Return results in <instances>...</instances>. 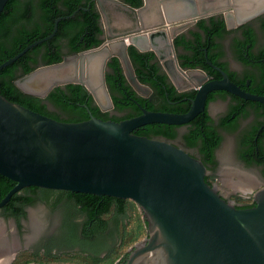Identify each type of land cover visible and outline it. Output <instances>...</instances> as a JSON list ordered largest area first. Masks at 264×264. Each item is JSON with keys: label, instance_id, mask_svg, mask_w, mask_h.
Segmentation results:
<instances>
[{"label": "water", "instance_id": "water-1", "mask_svg": "<svg viewBox=\"0 0 264 264\" xmlns=\"http://www.w3.org/2000/svg\"><path fill=\"white\" fill-rule=\"evenodd\" d=\"M7 1L0 0V13ZM58 20L48 35L0 63V70L52 38ZM128 43L144 49L137 36H128L118 46L90 49L38 66L15 84L25 93L45 97L56 86L79 83L101 110H107L113 107L104 83L109 56L120 59L123 73L138 94L149 91L135 75L126 53ZM96 54L100 56L94 85L89 62ZM188 74L196 92L185 112L141 107V113L120 121L102 120L89 110L86 120L60 121L0 94V174L14 182L0 199V207L28 186L129 199L141 208L147 234L120 264H264V187L255 193V205L236 207L205 181L206 168L200 159L165 138L133 133L149 123L189 122L205 109L207 94L216 89L263 100L243 94L224 71L221 79L214 80L199 70Z\"/></svg>", "mask_w": 264, "mask_h": 264}, {"label": "flooded vegetation", "instance_id": "flooded-vegetation-1", "mask_svg": "<svg viewBox=\"0 0 264 264\" xmlns=\"http://www.w3.org/2000/svg\"><path fill=\"white\" fill-rule=\"evenodd\" d=\"M20 1L22 4L27 3L26 13L31 23L41 20L46 22L44 19L52 18L54 22L57 18L66 20L60 27L57 23L54 34L59 35L62 58L90 49L109 47L111 44L118 46L117 42L125 37L137 36L144 49L139 50L128 43L126 53L128 55L129 45L140 52L151 53L144 58V62L147 66H157L158 74L164 76V79L156 80L160 95L165 93L168 96L166 84L172 86L176 93L196 92L192 80L188 79V73L190 70H199L208 80L221 79L224 71L243 94L262 98L251 99L224 89L210 91L205 109L185 124H171L177 134L175 138L167 139L203 162L206 168L205 181L215 187L223 199L236 207L255 205L254 195L264 187V0H191L192 3L153 0L152 6L149 5L150 0ZM72 7L76 10L72 16L65 17L69 13L52 17L57 9ZM76 13L78 16L74 17ZM43 22L42 26L45 25ZM94 36L101 42L84 48ZM74 48L81 49L72 52ZM112 57L117 56H109L104 67V83L109 95L105 74L111 71L108 62ZM117 59L122 67L120 59ZM168 71L181 87L180 90ZM124 77L129 84L125 74ZM143 85L149 91L141 96L152 100V88ZM170 102L175 105L181 100ZM107 111H110L109 118L114 113L122 115L116 113L113 107ZM228 140H231L232 147L228 156H224L221 148ZM69 197L64 192L62 204L70 206ZM32 205H25V214L17 220L13 215V199L10 198L0 207V214L12 224L14 221L21 230ZM65 208L61 206L54 209L59 215L57 227L40 245L50 238L56 242L64 240L59 227L66 213ZM81 220L82 217L75 218V222ZM110 229L104 233H109ZM141 239L128 247L127 254H122L117 264L126 261L129 251ZM115 241V235H111L105 244L112 247ZM16 249H13V255L6 264H13ZM78 249V246L64 247L63 251L70 253ZM40 252L43 253L42 248Z\"/></svg>", "mask_w": 264, "mask_h": 264}, {"label": "trees", "instance_id": "trees-1", "mask_svg": "<svg viewBox=\"0 0 264 264\" xmlns=\"http://www.w3.org/2000/svg\"><path fill=\"white\" fill-rule=\"evenodd\" d=\"M20 0H8L0 13V63L12 57L30 42L42 38L50 33L54 19H43L46 22H30L26 13L27 3ZM76 7V6H75ZM75 7L67 10L57 9L52 15H66L72 13ZM81 12V11H78ZM78 13L74 15L77 17ZM66 20H59L58 26L65 24ZM42 22L45 23L42 26ZM77 39V37H76ZM59 35L43 41L23 53L14 62L0 70V94L12 102H17L34 111L52 117L60 121L78 122L89 118L88 110L92 115L102 120L120 121L141 113V107L148 110H158L181 113L188 109L195 90L184 93H176L168 84V96L159 94L156 80L164 79L158 74L157 66H147L144 62L149 53L138 51L134 46H128V55L131 60L135 75L138 80L152 88V100L138 94L129 85L122 72L117 57H112L108 62L110 72H106L107 88L113 103V110L122 113L121 116L113 114L109 118L110 111L101 110L94 102L91 94L79 83H67L52 88L45 97L23 92L15 80L41 65L56 63L62 60L63 52L59 48ZM101 39L92 37V42L86 47L97 45ZM81 48H74L72 52ZM206 70L207 68H203ZM183 98L184 101H183ZM181 100V103L172 104L170 101ZM158 102V103H157ZM199 127V126H198ZM197 127V129H198ZM137 135L173 139L176 136L174 125L164 123H149L133 130ZM184 138L190 144L187 136ZM14 182L0 174V199L11 189ZM64 192L69 195L70 206L62 204ZM13 199V215L19 220L25 214L23 207L34 204L37 200L46 202L52 209L64 206L66 213L59 227L63 239L56 242L50 238L42 243L39 248L43 249L46 260H55L59 256L56 253L60 247L78 246L77 251H71L72 258L82 261L83 264H117L114 262L117 249L133 242L146 234L147 223L144 218L140 219L137 211V219L133 224L132 210L134 204L129 199L108 195H94L89 193L71 192L68 190L56 191L38 186H28L17 191L11 197ZM15 207V209H14ZM70 208V209H69ZM76 217H82L80 222H75ZM109 233H104L108 228ZM116 237L114 245L108 247L105 242L111 235ZM145 236V235H144ZM127 250L123 255H126ZM68 253V252H66ZM28 262V261H27ZM31 264H55L36 260ZM69 264V263H67Z\"/></svg>", "mask_w": 264, "mask_h": 264}, {"label": "rangeland", "instance_id": "rangeland-1", "mask_svg": "<svg viewBox=\"0 0 264 264\" xmlns=\"http://www.w3.org/2000/svg\"><path fill=\"white\" fill-rule=\"evenodd\" d=\"M229 142H225L223 147L221 148V152L224 156H228L231 149V140ZM133 202V201H132ZM134 208L132 210V222L133 224L136 222V215L138 213L140 219L144 218V214L139 207L138 204L133 202ZM137 211V213H136ZM59 212H62L59 210ZM59 215L57 211L52 209L46 202L37 200L30 208L28 218L24 219L23 227L20 230L19 227L13 221V224L9 219L3 217L0 214V247L2 248H10L14 250L15 259L13 264H19L22 262L33 263L36 260L44 261L45 263H55V264H83L82 261H78L72 258V253H66L63 251L64 247H60L56 253L59 256L58 259L55 260H46V256L42 252H38V246L44 240V238L52 233L56 227L58 222ZM145 233L143 234V236ZM142 236V237H143ZM131 245H125L124 247H120L117 249L116 257L114 258V262H117L121 255L125 250ZM8 248V250H9ZM9 250V251H10ZM10 256L13 255V251L9 252ZM9 256V258H10Z\"/></svg>", "mask_w": 264, "mask_h": 264}, {"label": "bare ground", "instance_id": "bare-ground-1", "mask_svg": "<svg viewBox=\"0 0 264 264\" xmlns=\"http://www.w3.org/2000/svg\"><path fill=\"white\" fill-rule=\"evenodd\" d=\"M154 4V1L153 0H150V4L149 5H153ZM249 4V3H248ZM175 7V6H174ZM99 56L100 55H98V54H96V55H93L91 58H90V62H89V68H90V72H89V74H90V79H91V82H92V84H94V85H96V83H97V75H96V71H97V64H98V59H99ZM96 91H97V95H98V97H99V99L102 101V102H104V96L102 95V93L100 92V90H99V87H96ZM1 230H0V236H1ZM8 248H9V246H8ZM8 248H2V247H0V264H6L10 259H11V257H10V259L8 260V258H9V252L10 251H13V250H10V248H9V250H8ZM6 262V263H5Z\"/></svg>", "mask_w": 264, "mask_h": 264}]
</instances>
